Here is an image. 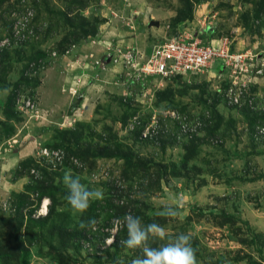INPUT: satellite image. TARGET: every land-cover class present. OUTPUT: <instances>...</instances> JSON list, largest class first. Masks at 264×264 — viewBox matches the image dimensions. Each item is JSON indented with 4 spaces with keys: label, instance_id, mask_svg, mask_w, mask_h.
<instances>
[{
    "label": "rangeland",
    "instance_id": "obj_1",
    "mask_svg": "<svg viewBox=\"0 0 264 264\" xmlns=\"http://www.w3.org/2000/svg\"><path fill=\"white\" fill-rule=\"evenodd\" d=\"M193 1L183 20L180 0H0V249L18 212L26 247L10 264H131L143 256L122 244L131 210L166 229L151 247L185 233L197 264H264V13L259 0ZM77 15L96 33L82 36ZM204 32L237 58L164 81L146 73L155 43ZM45 149L60 151L56 168ZM68 170L103 193L83 214L65 200ZM166 206L180 215L158 216Z\"/></svg>",
    "mask_w": 264,
    "mask_h": 264
},
{
    "label": "clouds",
    "instance_id": "obj_2",
    "mask_svg": "<svg viewBox=\"0 0 264 264\" xmlns=\"http://www.w3.org/2000/svg\"><path fill=\"white\" fill-rule=\"evenodd\" d=\"M63 183L68 190L65 200L73 214L85 213L91 202L103 198L101 191L90 190L81 182L79 176H73L71 170L64 173ZM157 215L175 218L180 212L175 207L166 206L157 212ZM95 223L92 219L86 223L82 222L81 227H94ZM120 224L127 230V239L123 240L122 244L128 249L140 248L143 252V256L133 259L131 264H197L196 250L192 247L190 234L181 233L160 247H151L150 239L166 238V229L162 225L156 222L144 224L141 217L131 213L125 214Z\"/></svg>",
    "mask_w": 264,
    "mask_h": 264
},
{
    "label": "built area",
    "instance_id": "obj_3",
    "mask_svg": "<svg viewBox=\"0 0 264 264\" xmlns=\"http://www.w3.org/2000/svg\"><path fill=\"white\" fill-rule=\"evenodd\" d=\"M231 44L232 42L229 38L215 41L212 38H207V33L205 32L203 36L182 35L166 42L161 43L158 41L155 43L152 53L146 58V67L144 69L150 75L160 76L163 81L164 79H172L178 76L186 77L188 75L203 74L216 64L223 69L229 60L237 58L231 51ZM120 52L123 53V59L127 60L129 64H133V67L137 66L134 63L138 61V57H136L134 50L129 49ZM236 95L239 98L234 97L232 103L241 105V96L240 94ZM243 104L245 105V103ZM26 107L28 109L31 108L30 101ZM42 153L47 156L46 159L50 167L53 165L56 168V164L61 160L60 151L45 149ZM47 206L48 202L47 204H43V208L39 212L44 207L45 211L42 214L37 213V215H46L48 211ZM112 242L113 240H108L109 244Z\"/></svg>",
    "mask_w": 264,
    "mask_h": 264
},
{
    "label": "trees",
    "instance_id": "obj_4",
    "mask_svg": "<svg viewBox=\"0 0 264 264\" xmlns=\"http://www.w3.org/2000/svg\"><path fill=\"white\" fill-rule=\"evenodd\" d=\"M180 1L182 2L184 7L186 8V10H185L186 14L184 15V17L182 19L185 20V19L192 18L194 1L193 0H180ZM72 4L75 5L74 2H72ZM82 7L79 8V9L82 10L83 9ZM259 9H260L261 12L263 11L262 13H264V0H259ZM69 10H73V5L70 6ZM75 19H78V20L82 21L80 23L81 24L80 28L83 31V35L82 36H84V37H88L89 35H93V34L96 33V30H98L97 26L89 27L90 23L89 22L87 23L86 19L82 18V20H81L78 15L75 16ZM73 20H74V18L67 17L68 23L71 22L72 25H74ZM85 23H87L88 25H86ZM88 27H89V29H88ZM90 31H93V32H90ZM3 53H4V51L2 53H0V54L4 55ZM40 53L43 56V52H40ZM8 67H9V63L8 62H3L2 60H0V75H1L0 76V83L6 77L7 71H8ZM244 110H245V108H244ZM258 121H259V119H254L252 121V123L254 125H256ZM253 139H254V137H253ZM56 147L57 146L52 147V148H56ZM51 166L53 167V165H51ZM28 204H30V202ZM27 205L25 204L24 208L27 207ZM34 211H35V209L32 210L30 214H33ZM52 213H53V208L51 207V210H49L46 215H44V216H42L40 218L41 221L48 220V218L52 215ZM131 213H132V215H135V216H139V217L141 216V214L139 212L133 214V210H131ZM18 215L19 216L16 218V220L19 221L18 225L13 227V235H12L13 240L10 241V243H7L5 246L1 247L2 249H0V259L3 261L4 264H10V262H15L16 260L18 261V255L21 254L23 251H25V248H26L24 243L23 242H19V238H17V235H19V233H20L21 227L24 225V215H21V212H18ZM2 221L5 222V220H2ZM124 232L127 233L126 228H124ZM121 236H119V237H121ZM119 237H117L116 241L113 243L115 248H119V246H120V244H119L120 243V241H119L120 238Z\"/></svg>",
    "mask_w": 264,
    "mask_h": 264
},
{
    "label": "bare ground",
    "instance_id": "obj_5",
    "mask_svg": "<svg viewBox=\"0 0 264 264\" xmlns=\"http://www.w3.org/2000/svg\"><path fill=\"white\" fill-rule=\"evenodd\" d=\"M47 204V203H46ZM44 209H45V207H44Z\"/></svg>",
    "mask_w": 264,
    "mask_h": 264
}]
</instances>
